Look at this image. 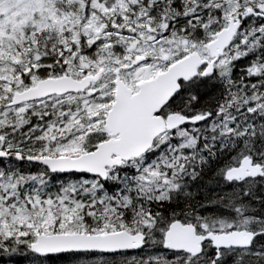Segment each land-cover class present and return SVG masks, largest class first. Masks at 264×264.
<instances>
[{
    "label": "snow or ice",
    "instance_id": "obj_1",
    "mask_svg": "<svg viewBox=\"0 0 264 264\" xmlns=\"http://www.w3.org/2000/svg\"><path fill=\"white\" fill-rule=\"evenodd\" d=\"M0 264H264V0H0Z\"/></svg>",
    "mask_w": 264,
    "mask_h": 264
}]
</instances>
